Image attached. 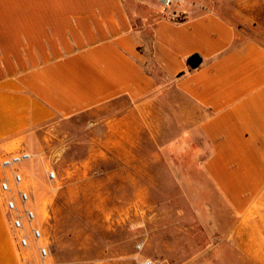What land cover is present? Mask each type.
<instances>
[{"label":"crops","instance_id":"obj_1","mask_svg":"<svg viewBox=\"0 0 264 264\" xmlns=\"http://www.w3.org/2000/svg\"><path fill=\"white\" fill-rule=\"evenodd\" d=\"M83 115L98 156L141 174L149 158L184 192L159 264H264V0H0V179ZM6 213L0 190V264H28Z\"/></svg>","mask_w":264,"mask_h":264},{"label":"rangeland","instance_id":"obj_2","mask_svg":"<svg viewBox=\"0 0 264 264\" xmlns=\"http://www.w3.org/2000/svg\"><path fill=\"white\" fill-rule=\"evenodd\" d=\"M91 127L85 115L55 121L28 150L33 158L21 167L24 187L49 256L42 259L30 236L32 247L22 250L27 263L137 264L151 259L159 264L167 237L182 241L183 221L172 212L182 209L184 192L164 165L147 164L149 158H144L141 174L118 159L98 156L104 149L101 131ZM154 148L150 142L139 145L143 151ZM13 237L17 241L18 233Z\"/></svg>","mask_w":264,"mask_h":264},{"label":"built area","instance_id":"obj_3","mask_svg":"<svg viewBox=\"0 0 264 264\" xmlns=\"http://www.w3.org/2000/svg\"><path fill=\"white\" fill-rule=\"evenodd\" d=\"M175 0L162 1L165 10H169ZM168 19L174 23H182L186 21L184 13H170ZM32 154L29 152H20L4 157L1 163L3 176L0 179V190L6 197V208L11 216L12 228L18 233V242L22 249L32 247L30 236L38 243L40 255L45 261L48 256V250L41 245L43 234L36 227L37 213L32 206L30 193L25 189V176L21 171V167L32 161ZM55 177L54 174L51 175ZM139 250L142 247L139 246ZM137 264H156L151 259L139 261Z\"/></svg>","mask_w":264,"mask_h":264},{"label":"trees","instance_id":"obj_4","mask_svg":"<svg viewBox=\"0 0 264 264\" xmlns=\"http://www.w3.org/2000/svg\"><path fill=\"white\" fill-rule=\"evenodd\" d=\"M202 63V58L200 57V55L195 54L192 55L191 57H189L188 59V65L194 69V68H198Z\"/></svg>","mask_w":264,"mask_h":264},{"label":"bare ground","instance_id":"obj_5","mask_svg":"<svg viewBox=\"0 0 264 264\" xmlns=\"http://www.w3.org/2000/svg\"><path fill=\"white\" fill-rule=\"evenodd\" d=\"M160 1H164V0H160Z\"/></svg>","mask_w":264,"mask_h":264}]
</instances>
